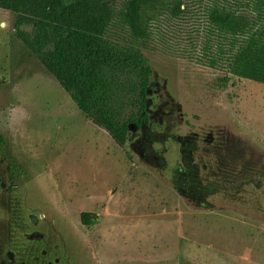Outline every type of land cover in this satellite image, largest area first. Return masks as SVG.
<instances>
[{
	"label": "rangeland",
	"instance_id": "obj_1",
	"mask_svg": "<svg viewBox=\"0 0 264 264\" xmlns=\"http://www.w3.org/2000/svg\"><path fill=\"white\" fill-rule=\"evenodd\" d=\"M216 5L258 18L253 0L151 15L150 123L124 147L0 8V264H264V84L220 86Z\"/></svg>",
	"mask_w": 264,
	"mask_h": 264
},
{
	"label": "trees",
	"instance_id": "obj_2",
	"mask_svg": "<svg viewBox=\"0 0 264 264\" xmlns=\"http://www.w3.org/2000/svg\"><path fill=\"white\" fill-rule=\"evenodd\" d=\"M194 0H0L17 15L15 35L94 124L126 146L133 129L150 123L149 91L154 74L145 50L151 15L182 13ZM258 18L213 6L212 29L229 39L226 75L264 84V0H253ZM93 214L84 212L90 226Z\"/></svg>",
	"mask_w": 264,
	"mask_h": 264
},
{
	"label": "crops",
	"instance_id": "obj_3",
	"mask_svg": "<svg viewBox=\"0 0 264 264\" xmlns=\"http://www.w3.org/2000/svg\"><path fill=\"white\" fill-rule=\"evenodd\" d=\"M2 9V8H1ZM5 10V9H4ZM7 11H9V10H7ZM11 12V11H10ZM13 13V12H12ZM8 14V13H7Z\"/></svg>",
	"mask_w": 264,
	"mask_h": 264
}]
</instances>
